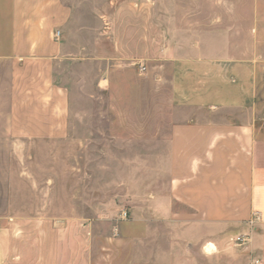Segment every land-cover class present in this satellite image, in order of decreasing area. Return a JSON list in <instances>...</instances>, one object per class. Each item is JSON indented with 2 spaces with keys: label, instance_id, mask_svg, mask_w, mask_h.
Listing matches in <instances>:
<instances>
[{
  "label": "crops",
  "instance_id": "1",
  "mask_svg": "<svg viewBox=\"0 0 264 264\" xmlns=\"http://www.w3.org/2000/svg\"><path fill=\"white\" fill-rule=\"evenodd\" d=\"M212 1L199 9L220 13L214 21L197 18L195 0H161L152 16L123 6L112 23V52L95 58L107 64L98 85L110 94L129 75L156 102L169 85V196L101 236L83 223L69 237L53 219L9 217L0 224V264H229L228 242L238 236L250 239L242 264L264 262V100L262 124L253 108L260 59L232 48L227 5L212 11ZM250 12L257 50L259 8ZM72 16L65 0H0V134L7 138H68L71 92L57 73ZM133 60L147 70L137 75L127 66Z\"/></svg>",
  "mask_w": 264,
  "mask_h": 264
},
{
  "label": "rangeland",
  "instance_id": "2",
  "mask_svg": "<svg viewBox=\"0 0 264 264\" xmlns=\"http://www.w3.org/2000/svg\"><path fill=\"white\" fill-rule=\"evenodd\" d=\"M65 1L72 7L73 16L63 38L67 56L57 78L71 92L70 133L63 140L45 141L13 140L0 134V224L8 223L9 217H44L66 225L69 237L75 236L81 223L99 236L106 230L118 233L124 223L133 219L134 210L142 214L155 212V199L169 196L167 167L173 106L167 83L161 101L156 102L147 94V86L130 75L127 86L110 94L104 85H98L105 77L107 64L95 58H106L112 52L109 38L114 36L113 19L123 14L117 11L128 6L152 16L161 0ZM180 1L187 5V0ZM204 1L195 0L201 12L197 18L216 20L220 13L206 14L199 9L200 5L206 6ZM163 3L169 5L171 0ZM210 4L212 11L219 10L220 5L224 10L227 5L228 32L235 41L232 48L240 54L254 51L260 59L256 62L253 108L255 118L262 124L264 0H213ZM172 7L169 10H174ZM255 7L259 8L257 50L247 29L250 11ZM142 64L145 62H127L137 75ZM124 103L127 108L122 107ZM124 212L128 214L126 218ZM227 250L229 264L230 258L243 263L246 244L238 245L231 238ZM254 259L253 264L256 260L264 264L261 258Z\"/></svg>",
  "mask_w": 264,
  "mask_h": 264
},
{
  "label": "built area",
  "instance_id": "3",
  "mask_svg": "<svg viewBox=\"0 0 264 264\" xmlns=\"http://www.w3.org/2000/svg\"><path fill=\"white\" fill-rule=\"evenodd\" d=\"M61 37V33L60 32H57L56 33V38L57 39H59ZM147 69H146V67L145 66H143V65H141L140 66V72H145ZM127 212H124L123 213V216H124V218H126L127 217ZM254 223V221L252 222V224ZM249 237L248 236H238V237H236L235 239H233V241L235 242V243H237L238 245H245L246 243H248L249 242ZM255 264H260V261L259 260H256L255 261Z\"/></svg>",
  "mask_w": 264,
  "mask_h": 264
}]
</instances>
